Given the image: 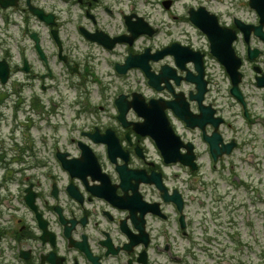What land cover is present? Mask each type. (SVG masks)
Here are the masks:
<instances>
[{
	"label": "flooded vegetation",
	"instance_id": "1",
	"mask_svg": "<svg viewBox=\"0 0 264 264\" xmlns=\"http://www.w3.org/2000/svg\"><path fill=\"white\" fill-rule=\"evenodd\" d=\"M210 1L201 0L195 6L190 5L187 14L190 8L196 9L198 6H205L216 14L220 26L234 35L232 39L229 33L220 35L223 54L228 53V41H231L234 52L244 59H248L246 52L249 50L254 55L249 62L254 77L264 75V40L254 27L248 29L246 40L244 30L240 27L255 26L260 22V17L256 10L251 8L249 0H217L212 6L209 5ZM167 2L170 4L169 9L164 7ZM167 2L155 0L151 3V12L139 14L133 9L129 10L124 0H0V79L4 74L7 76L6 83L0 82V100L3 98L6 102L12 95L18 94L22 104L27 99L24 94L27 90L33 91L38 87L42 89L57 82L56 73L61 72V76L69 74L77 86L86 89L94 83L100 84L106 89L104 102H109L113 97L112 82L103 83L91 65L92 50L98 45L89 39V35L102 31L111 37L125 36L128 34L126 20L129 14H136L146 20L152 19L151 23L156 26L168 24L170 18L176 21V13L171 12L175 0ZM256 2L257 0H254V4ZM49 18L53 24H46V19ZM181 19L189 21L188 16ZM130 20L135 21L136 17L132 16ZM43 30L46 33H43ZM262 32L264 33V26ZM202 37L204 42L194 44L183 40L181 44L200 51L204 70L203 80L206 85L201 105H211L215 111L214 115L220 116L223 115V105L226 104L223 100L224 82L214 80L213 66L210 62V58L214 57L211 54L210 40L205 34H202ZM175 41L177 40L173 39L158 46L154 49L155 53L171 46ZM170 53L156 63L155 72H158L162 65L170 66L175 76L178 75L180 84L177 85L175 79L167 84L162 82L160 85L162 88L155 93L158 97L156 104L162 105L165 101L175 100L179 109L182 110L186 106L192 113L207 118L208 109L201 112L203 107L200 108V103L188 98L195 85L182 80L186 73L194 76L199 56L183 53L184 60L178 65ZM216 63L219 71L225 74V66ZM262 79L264 80V77ZM126 94L129 95L130 92L126 91ZM175 94L181 95L175 97ZM112 107L110 101L108 107L99 106L102 113L84 115L70 132V134L78 132L79 136L69 139L68 148H61L69 154L68 158H74L80 155L78 142L87 143L105 173L101 175L94 172L90 175L102 176L103 180H108L107 182L99 181L89 185L84 180H74L79 187L76 188L78 198H70L66 194V188L73 178L62 169L59 161L58 170L61 169L63 172L54 171L56 174L49 173L35 183L33 179L28 183L25 179H20L24 187L18 193H21L22 197L25 189L31 184L35 190L41 218L45 219L49 229L55 228L59 232L58 235L61 234L63 241L62 247L58 250L60 258L56 264H209L207 261H192L194 250L204 248L197 231L199 228L197 206L202 200L195 195L202 186L198 184L194 191L193 183L203 184L200 172L202 168L200 146L203 150H209V143L204 140L203 133L205 131L208 135L212 134V123L207 122L202 127L188 128L184 122L178 121L177 124L172 110L165 109L173 129L179 131L182 139L190 146L186 154L194 152L198 165V171L194 173L189 167L166 161L153 139L135 132L140 118L132 110L128 111L122 123L118 120L117 114L112 112ZM248 112L253 116L251 110ZM249 121V125L254 124L253 119ZM227 127L231 134L225 138L224 133L219 130L221 134L219 145L233 141L236 148H240L243 143L242 148L245 149L244 145H248L250 154L256 152L257 135L252 129L248 134L247 131L241 134L242 130L233 127L230 122L227 123ZM107 129L111 130V135L113 138L116 137L119 144L118 148L112 147L116 162H112L108 157V144L94 139L107 137ZM163 134L161 132L159 135ZM71 142L75 143V146L71 147ZM167 143L173 144L171 140L166 141V146ZM42 164L44 167L48 166L47 163ZM29 165L25 163L24 170H27ZM117 165L124 166L122 169L124 177L118 172ZM82 170L85 172L87 168L82 167ZM132 175L135 177H131ZM120 177L127 185L125 191ZM82 178H86V175ZM136 180H139V184L133 190L131 186ZM157 183L163 189L158 188ZM85 187L87 191H94L101 196L84 194ZM113 194L120 199L124 208L112 206L110 201ZM17 196L18 194L16 198ZM56 197L57 201L54 200ZM165 197L171 200L167 201ZM176 198L182 201L183 213L177 210L174 200ZM57 202L59 204L54 205ZM23 205L26 211H20L14 206L12 213L5 218L0 217V238L6 247L4 250L0 247V264H49L41 260L38 254L42 247L35 237L37 231L35 212L25 203ZM146 211L157 212L156 215L144 214ZM67 231L84 249L76 252L75 257L69 256L68 244L63 235ZM52 240H55V236L54 238L52 236ZM117 242L122 246H114ZM21 249H25L26 252L21 253ZM21 254L26 258H21Z\"/></svg>",
	"mask_w": 264,
	"mask_h": 264
},
{
	"label": "rangeland",
	"instance_id": "2",
	"mask_svg": "<svg viewBox=\"0 0 264 264\" xmlns=\"http://www.w3.org/2000/svg\"><path fill=\"white\" fill-rule=\"evenodd\" d=\"M153 1V0H152ZM196 1H200V0H177V3L175 4L174 8L176 9V11L183 13L185 12V7L183 6L184 3H195ZM213 1V0H212ZM214 4V2H210L209 5L212 6ZM137 5V10L139 12L142 11H150V9L147 8V6L145 4H143V2H141V0H138V2L136 3ZM176 26V23H171V25H164L162 26V32L160 34V36L155 37L154 41H158L160 40L161 43H164V41L168 40L169 36L167 35V33L171 32L172 29H174V27ZM188 30V36L189 37H194L198 42H201L200 37H198L197 35V31L191 27L190 25H185L183 26ZM181 29H174L172 36H176L179 39H184L185 33H181ZM94 53H95V60L93 61V64L95 65V67L97 68V70L102 74L105 75L106 71L110 70L109 66L106 64V55L105 53L101 52L100 49L95 48L94 49ZM119 56H116L115 58L112 59H116ZM131 80H136L137 78H139L141 80V75L139 74L138 71H134L132 73H130ZM142 82V81H141ZM226 83V82H225ZM61 91L64 93L66 92V104L65 106L68 107L66 108V112L64 111L65 115L66 113L68 114H73L74 110L71 105L69 107V101L71 102L73 100L74 95V91L69 90H63L62 87H60ZM95 89V88H94ZM91 89V93L93 94V90ZM254 96H253V102H255L256 104V108L261 107V100L260 98L256 97V90L255 89H251L249 90ZM227 92V90H226ZM53 94V91H48L46 92V94H42V96L39 98L41 101V104L43 105L42 107L44 109H50L51 107H48L49 102H50V95ZM259 95V93L257 94ZM58 98V97H57ZM230 99H228L229 101ZM237 108V106H235V109ZM55 110V109H54ZM60 110V109H59ZM264 111V109H263ZM53 112V111H52ZM229 116H231V114L227 113ZM232 117V116H231ZM234 123L236 125H241L242 120L240 118H237L236 120H234ZM262 125L257 126L256 132L258 134V137L260 140H264V127L263 129L261 128ZM63 129L62 133H63V137L61 138V145H64L65 142V138H64V134L66 132V128L61 127L58 128L56 130H46V131H42L43 134L44 133H49L50 131L52 132V134H54L55 136H57V134H59L60 130ZM225 129V128H224ZM9 128L7 127L5 129V132H8ZM41 129L36 130L33 129L30 132V136L33 137V143L35 145L36 148L41 149V153L37 155L36 158L42 159L41 157L44 156L49 157L51 154V151H42V147H41V143H40V136L42 135ZM22 135V131L18 130L16 133V141L21 142L20 136ZM263 145V143H262ZM37 152V151H36ZM257 152L259 153V155H261L262 153V157H263V153H264V148L261 146V143L258 142L257 144ZM239 151H236L231 160H237L239 157ZM206 160V159H205ZM54 162H49V165H53ZM264 166V165H263ZM261 167V170H258L256 173L254 170H252L251 174L252 177L249 178L250 176V166H248L247 164H243V165H239V163L236 164V166L234 167L235 171H231L230 174H228V169L227 168H223L221 169V173L222 175L220 176L219 173L215 172V171H208V178H219L218 180V185H217V190L219 193H221L224 198H222L221 200L223 201V203H225L226 208L224 206L225 209H229L230 211H232L234 208H236L235 210V214L238 216V222L234 228L236 233H239V237L238 242H237V247L235 249H230L227 248L226 250H224V253H220V254H215L216 256L210 257L207 256V261H241L242 264H264V167ZM16 167V166H15ZM5 172V171H4ZM3 173V170L1 169V174ZM233 173L239 175V176H246V182L249 184V188L247 189L246 186L242 185L241 182L239 183H230V179L232 178ZM17 172L14 174L16 176ZM249 174V175H248ZM19 176V175H18ZM255 178V181H254ZM12 189H14V186H12ZM213 191V190H212ZM234 206V207H233ZM214 252H217L216 250ZM226 256L229 258H223ZM218 256L220 258H218Z\"/></svg>",
	"mask_w": 264,
	"mask_h": 264
},
{
	"label": "water",
	"instance_id": "3",
	"mask_svg": "<svg viewBox=\"0 0 264 264\" xmlns=\"http://www.w3.org/2000/svg\"><path fill=\"white\" fill-rule=\"evenodd\" d=\"M132 31H133V34H134V35L137 34V30H136V31L132 30ZM132 66H140L142 69L145 70L146 74L148 75L150 84H152V85H155V84H156V79L153 77L152 72L149 71V67H148V65L146 64V62H141V63H140V62H136L135 59L127 58V60H126V64H125L120 70H121V71H124V70H126V68H128V67H132ZM233 79H234L235 85H234V87L232 88V93H233L235 96H238V90H237V86H236V84H237L238 81H239L238 73H236V75L233 77ZM122 112H124V111H122ZM71 244H72L73 247L78 248V245H77L76 243L73 242V243H71ZM51 253H52V252H50V253L47 255V258L50 259V261H51L52 263H55V262H54L55 260L52 258L53 256L50 257V256H51Z\"/></svg>",
	"mask_w": 264,
	"mask_h": 264
}]
</instances>
